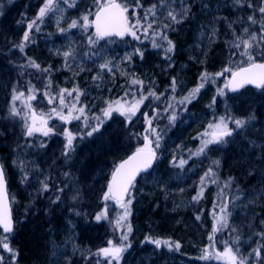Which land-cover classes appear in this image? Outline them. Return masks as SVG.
Here are the masks:
<instances>
[{
    "label": "rangeland",
    "instance_id": "rangeland-1",
    "mask_svg": "<svg viewBox=\"0 0 264 264\" xmlns=\"http://www.w3.org/2000/svg\"><path fill=\"white\" fill-rule=\"evenodd\" d=\"M141 1L140 6H136L135 0H123L129 7L130 22L135 23L139 20L143 25L136 32V35L140 37L139 40L129 34H126L127 38L129 41L141 42L144 40L141 38L143 34L145 40L150 42V51H142V58L138 54L134 55L130 48L117 40H99L94 45L89 44L88 36L80 26L82 24L80 18L83 15H89V20H92L96 11L94 0H67V2L55 0L53 10L37 21L30 32L29 41L25 44L24 50L20 51L15 45L21 42L23 32L27 30V24L37 18L39 9L44 6L45 0H0V147L11 150L16 146L15 154L8 152L4 155V162L8 166V177L14 182L26 181L24 184L29 188L30 196H36L39 193L41 196L47 194V199H50L54 209L65 211L51 234L49 244L45 245L44 254L48 255L54 263L70 264L73 259L89 252L86 249L88 246L85 247V238L81 237L83 228L80 224V221L85 217L89 218V215H93L95 219L98 213L105 210L107 213L112 212L114 218L109 220L102 218L100 221H104V225L110 227L111 232H115L116 242H118L121 233L116 228L115 222L123 214L124 208L110 199L105 201L103 196L107 192L110 174L119 160L126 154L144 146L146 132L139 130L136 126L140 124L142 117L145 118L144 114L147 112H145V102L140 105L136 115L131 117V121L120 115L118 111H112L109 116H105L104 110L109 104L116 107L114 102L117 100H120L125 107L138 100L141 95L136 96L134 90L129 91V86H137L142 95H148L149 91L155 93V96H150L154 104L158 105L159 102L164 101L161 106L164 108L163 113L168 110L166 113L168 117L175 113L176 119L183 117V123L181 127L175 128L177 122L175 119L156 128L157 119L154 117L156 111L153 110H151L153 114L149 112L147 115L151 119V128L155 129V132L149 129L146 118L142 123L143 128L148 125L145 130L150 132L149 135L153 133V137H149V140L152 141L151 146L154 151L158 153V162L155 169L140 178L132 189L131 215L127 218L132 232L125 243L131 245L133 241L145 240V237H148L143 231L144 212L148 211L149 201H158L156 207L161 209V216H169L173 219L182 214V217L176 218L174 225L172 222L171 232L178 231L176 228L180 227L184 234L187 227L181 228L183 220L189 225V219L190 222L196 219L194 223L198 234L204 232L203 229L207 224L208 233L202 250L196 248L195 241H184L182 244L183 249L191 250L190 260H199L208 264L212 261L225 264V261L217 259L215 254L222 252L226 243L233 248L234 252L239 249V257L247 260L250 253H254L252 250L255 247L253 238L256 232L253 230V220L264 199V162H259L261 155L257 153L249 159L252 167L251 173L259 175L260 179L252 186L242 189L247 176H241L242 180L238 182L240 190L230 192L225 186L227 185L226 177L221 175L219 166L227 155L221 149L225 144L209 145L204 152H199L202 139L210 138V136L203 135L211 132L209 124L218 122L220 118L209 120L212 117L208 114L212 115L214 112L211 101L218 89L226 90L224 84L231 72H223V70L230 68L235 71L247 64L246 57L239 55L243 46L236 54L225 55L215 72H207L211 74L212 81L206 82L199 93L193 94V90L200 84V77L205 71H192L190 63L178 58L175 49L174 52L166 53L164 50L167 45L166 41L162 40L165 45L156 48L152 46V42L155 38L160 44L157 39L161 38V33L173 42L174 38L169 37L170 33H174L175 28L185 21L196 4L203 2L207 3L204 6L205 9L213 8L210 15L209 13L207 16L203 14L207 22L214 14H220L218 19L223 20V23L229 27L235 40L236 37L247 38V34L243 31L244 28H248L249 32H255L259 37L260 33L256 26L264 20V15L259 11L261 7L250 0L249 4L254 3L251 8L244 4L245 0H240L239 4L236 0H145L147 6L145 10L143 9V14H140L138 10L141 9ZM154 5L155 8H153ZM186 8L189 11L186 15H182ZM169 12L176 14L180 22H174L169 17ZM249 16L253 18L255 16L257 23L252 24L248 19ZM198 18L199 16L193 17V23L197 24ZM73 20L78 21V26L69 29L68 25ZM37 26L39 31L36 30ZM61 28L65 31L61 32ZM145 29H147L146 35ZM87 31L93 33V27ZM179 37L180 32L176 38ZM38 46L45 49L47 54L45 59L40 57L42 49ZM65 52H70L71 55L65 57ZM13 59L17 61L18 67L25 68L33 75L37 73V80L44 77L43 93L45 95H38L37 90L40 85L35 86L31 83L27 94L23 92L24 95L18 100H12L14 94L18 95L22 92L17 89L18 83L13 80V68L10 62ZM30 61L38 64L39 69L30 66ZM105 63L108 66L102 70L100 66ZM123 71H126V75L131 74L132 76L126 83L121 82L116 86L112 81L113 76L121 77ZM216 73H223V75L216 77ZM82 75L84 76L79 78L82 86L75 87L76 76ZM133 79L142 81V85H133L131 83ZM173 79L176 80L174 91L171 87ZM84 84L86 85L83 86ZM62 89L74 95L67 96V92L63 94L64 106L60 104ZM74 89L76 91H73ZM30 96L34 99H29ZM39 96L46 97L47 106L52 110L54 120L43 118L47 121V127L52 131L48 136L36 132L31 136V141L25 143L23 134L26 132L25 125L32 122L30 115L35 112L40 118L42 114L39 111ZM163 96L166 100H163ZM185 97H189L191 102L181 103ZM50 98H55L52 103H49ZM68 98L71 100H67ZM13 104L18 110V115H12L10 112ZM73 105L75 108L71 118L68 121L62 120L57 113L67 116ZM81 108L83 114L79 111ZM183 114L186 116L184 117ZM196 117H199L198 122L192 120ZM86 124L88 127L85 126ZM102 125L104 127L101 128ZM92 127H97L98 131L89 136L87 133ZM229 127H232L231 123ZM57 129L62 131L60 136L56 135ZM65 130L74 136V151H71L68 157L62 155L66 150ZM157 135L160 137L159 148H155ZM42 143L44 147L40 146ZM210 146L214 148V155L209 152ZM181 159L185 161L182 166L179 164ZM55 163H59V166L54 168L57 176L52 174V166ZM209 169L212 170L211 173L205 176V173H209ZM65 173L68 175L65 176ZM25 175L26 180L23 179ZM202 177L204 178L203 183H201ZM53 180V185L58 186L56 193L51 191ZM41 181L47 183V191H43ZM201 189H203L202 195L194 200L193 197L197 196ZM57 196L59 200H56ZM73 197L76 198L73 199ZM225 205L229 227L213 233L215 218L223 214L221 207ZM233 228L236 231H232ZM124 230L126 231V228ZM210 235L214 237L211 242ZM223 235L222 244L218 245L220 241L218 238ZM163 236L164 234L157 232L155 237L151 238L167 240ZM237 237L239 240L236 239ZM182 247L178 251H181ZM205 248L208 249V258L201 259ZM130 249L131 246L122 253L119 264H130L133 256ZM163 249L161 251L166 253L172 247L169 248L163 244ZM146 255L145 252L137 255L136 262L147 259ZM0 256L4 257L3 253L0 252ZM181 256L184 259L176 264H187L186 261H190L186 260L187 254L182 253ZM165 259L168 261L169 258L165 257ZM165 259L163 258V262H167ZM113 263L116 264L115 261ZM192 264H195V261H192Z\"/></svg>",
    "mask_w": 264,
    "mask_h": 264
},
{
    "label": "trees",
    "instance_id": "trees-1",
    "mask_svg": "<svg viewBox=\"0 0 264 264\" xmlns=\"http://www.w3.org/2000/svg\"><path fill=\"white\" fill-rule=\"evenodd\" d=\"M250 1L256 2L257 6H264V0ZM244 4H246V6L251 5L253 7L254 3L249 4V0H245ZM205 5H207L206 2H203L202 4H196L192 8L190 15L182 24L178 25L177 28H175L174 33H170L169 37L171 39L174 38V51L177 52L176 54L178 55V58H181L183 62L190 63L192 71L204 70L205 72H215L217 66L224 59L225 55L236 54L239 49H234L232 47L235 39L232 36V32L230 31L229 27L223 23V20L218 19L220 14H214L212 17H210V21L208 22L205 17H203V14L207 16V14L209 13L210 15V11L213 10V8L211 7L209 9H205ZM146 6L147 3L145 4V0H142L141 9L138 10L140 14H143V9ZM198 16V23H193V17L197 18ZM262 24H264V20L260 25L256 26V29L260 34ZM178 32H180V37L176 38ZM141 38L144 39L141 42L129 41L127 36H125L124 39L119 42L124 43L127 48H130L132 50V53L134 55H137V49H140L141 51H150V42H147L145 40V36H143V34L141 35ZM157 41L163 46L165 45L164 41H162L161 38L157 39ZM166 47L167 45L165 46V48ZM41 49L42 52L40 54V57L42 58V53L45 49ZM120 50L124 51L123 49ZM254 52L255 61L264 62V54H262L264 53V45L257 46L254 49ZM28 53L30 55V51H28ZM7 60L10 59L7 58ZM10 62L13 68V80L18 83L17 89L27 94L30 84L33 83L35 86L40 85L38 87L39 89L37 90L38 95L44 94L43 88L45 86L43 84V76L40 77L39 80H37V73H34L33 75V73L25 70V68L18 67V63L15 59ZM49 63L52 64L51 62ZM89 75H91V73ZM83 76L84 75L80 77L76 76L77 79L75 80V87L82 86L79 78ZM131 76V74L126 75V71H123L121 77L115 75L113 76L114 80L112 81L117 86V84H120L121 82L126 83ZM85 85L86 84H84L83 86ZM68 89H71V87H68ZM132 90L136 92V96L142 95V92H139L140 90L137 86H129V91L131 92ZM224 92V96H218L217 94L214 96L216 97V102L214 104L212 99L211 105L214 108V112L212 115L208 114L209 117H212L209 120H213L218 117L247 118L250 115L255 116V119L252 120L245 129L236 130L231 137H227V142L224 143L225 146L221 147V149H223L227 155L225 157V160L219 163L220 173L221 175H224L226 177V184L229 188L228 190L230 192H236L237 189L240 190V188L238 187V182L240 181V179L242 180L241 176H247V178L244 180V188L242 187V189H246L252 186L256 181L260 179L259 175L258 178L257 175L251 173L252 167L249 164V159L253 155L259 153L261 155L259 162H264V89L262 91H259L250 87H244L242 90L235 93H230L229 91H227V89ZM66 95L68 96V94ZM72 96L74 95L72 94ZM162 98L163 100H166L165 96H163ZM67 100H71V98H68ZM38 102L40 107L39 111L42 112L41 116H43V118L47 117L48 119L54 120L53 113L51 112L52 110L49 106H47L48 103L46 101V97L39 96ZM144 102V105H146L145 112L149 113L151 112V110L156 111V114H154V117L157 119L156 128H159V126L165 125L170 122V119L166 114L168 110L163 113L164 108L161 107L164 104V101H161L159 102L160 104L156 105L154 104V100L150 96H148V99L144 100ZM153 111L151 112V114H153ZM151 114H149V116H151ZM183 115L185 117L186 115H188V113L186 115ZM198 119L199 117H196L192 120L198 122ZM144 121L145 118L142 117L140 124L136 127H138L139 130H143L144 132H146V135L148 137H153V133L149 135L150 132L148 130H145L148 128V125L143 128L142 123ZM176 121L177 122L175 128L181 127L183 123V117L176 119ZM122 123L125 127V123L123 122V120ZM231 126L233 128L235 127L233 124H231ZM102 127L104 126L102 125L101 128ZM60 131L61 129H57L56 135L60 136L62 133V131ZM174 135L175 134H173V136ZM85 136L86 135H84V137ZM77 137L79 138V136ZM124 137L126 138V134L124 135ZM23 140L25 143H28L29 141H31V137L27 136L25 132L23 134ZM13 148L14 149L7 150L6 148L4 149L0 147V155L2 165L5 170L8 192L11 199L13 218L16 222L15 231L12 235L8 236L10 247L17 253L15 264H56L52 260H49L48 257L45 256L44 252L45 245L49 244L51 234L55 230L53 220L58 218L59 215L51 205L50 199H47V194L45 196H42L41 198L36 197L35 200L29 201L27 197L26 187L24 186L25 184L19 180L14 182L10 177H8V166L7 163L4 162V155L8 152H12L13 154L16 150V146H14ZM209 152L214 155L213 146H210ZM127 155L128 154H126L125 156ZM57 166H59V163H55L52 166V174H54L55 176H57V173H55L54 168ZM53 182L54 180L52 181L51 191H54L56 193V189L58 186L53 185ZM52 192L50 193L52 195H55V193ZM157 205L158 201H149V206L147 207L148 211L144 212L143 231L147 233L148 237H155V234L157 232L164 234L163 237L172 242V249L170 251L167 250L165 253L164 251H161V249H163V244L161 245V247L157 248L155 244L148 243L144 239H138L131 243L130 252L133 256L130 260V264H176L184 259L181 256L182 253L187 254L188 258L186 260H190L189 255H191V250L189 251V248L183 249L182 244L184 241H195V243H197V249L202 250L204 248L203 246L207 238L206 234L208 233L207 224L206 228L203 229L204 232L202 231L201 234H198L195 230L194 223L196 219H194V222H190L189 219V225H187L188 222L185 223L183 220V224H179L181 225V228H183L184 226L187 227L185 233L183 234L184 231L183 229H180V227L176 228L178 229V231L175 230L174 232H171L173 229V225L176 223V218L179 219L180 217H182V214L178 215L180 217H175L173 219H171V217L169 216H161V209H158V207H156ZM107 217L109 220L114 218L115 216L112 214V212H109L107 213ZM253 221V230L254 232H256V236L253 238V241L255 243L254 249H260V256L257 257L255 253H250L251 255L248 256V259L246 261L247 264H264V238L259 235V233H264V199H262L258 207V214ZM104 223V221H100V223L97 222L94 219L93 215H89V218L85 217L80 221L81 227L83 228L81 230V237L85 238V247L88 246L86 249H88L89 252L73 259L70 264H98V262L99 264H107V261H105L103 257L94 255L95 253H97L98 249L108 246V240H113L114 242H116L117 240L115 232H111V228L106 227ZM175 232H177V234ZM2 238L3 235L0 232V239ZM223 238L224 235L218 238V240H220L218 245L222 244ZM177 242L180 244V247H182L181 251H178L174 247V244ZM0 252L4 255L3 264H13L8 252L4 251L2 247H0ZM142 252H145L148 258L145 260L140 259L142 261L136 262L137 255L141 254ZM164 256L169 258L168 261ZM163 258L167 262H163ZM192 261H195V264H208L206 262L193 259L186 262L187 264H192ZM211 264L220 263L212 261Z\"/></svg>",
    "mask_w": 264,
    "mask_h": 264
},
{
    "label": "snow or ice",
    "instance_id": "snow-or-ice-1",
    "mask_svg": "<svg viewBox=\"0 0 264 264\" xmlns=\"http://www.w3.org/2000/svg\"><path fill=\"white\" fill-rule=\"evenodd\" d=\"M55 0H45L44 6L39 9V14L35 20H32L27 24V30L23 32V37L21 42L18 45H15V47L19 48L20 51L24 50L25 44L29 41L30 32L32 31L34 25L37 24L38 20H41L49 11L53 10V4ZM67 2V0H65ZM94 3L96 5V12L94 14V20H89V15H83L80 20L82 21V24L80 25L84 31L86 32L88 36V41L90 45H94L97 41L102 40L106 37L111 36H119L123 37L125 34L131 35L134 39L139 40L140 37L136 35V32L139 30L140 27H143V25L140 24L139 20H136L135 23H131L128 12L129 7L123 0H94ZM236 3H240V0H236ZM136 6H140V0H135ZM251 7V5H249ZM155 8V5L153 6ZM149 11H152V9H149ZM189 9H185L184 13L182 15H186ZM260 13L264 15V7H261L259 9ZM154 14V13H153ZM169 17L176 22L179 23L180 20L177 19V15L173 12L168 13ZM249 21L252 24H256L257 20L254 19L252 16L248 17ZM78 26V21L73 20L71 24L68 25L69 29L76 28ZM91 27H94L95 31L93 33H89L87 30ZM148 27L150 28L151 25L149 24ZM165 27H169L168 25H165ZM37 31H39V28L37 26ZM61 32H64L65 29L61 28ZM244 33L247 34V38L244 37H236L235 42L233 43L232 47L234 49H240L241 46H243V50L239 52V55L242 57H246L247 64L246 66L239 67L238 70L232 71L230 68H225L223 72H231V78L228 79L225 84L224 88L228 89L231 92H236L239 89L243 88L245 85H255L257 88L264 87V62L258 63L255 61V52L254 49L259 45H264V24L261 25V34L258 37L255 32H249L248 28L243 29ZM147 34V29H145V35ZM161 39L166 41L167 47L165 48V51L168 53H171L174 50V44L171 40L167 38L166 35L161 33ZM152 46L154 48L156 47H162V44H158L156 42V39H153ZM136 53L143 57V52L140 49L136 50ZM264 54V53H262ZM65 57H68L71 55L70 52L64 53ZM130 59V57H129ZM30 66L35 67L39 69V65L36 64L34 61H30ZM108 66L107 63L102 64L100 67L103 70ZM44 71H47V69H44ZM216 77H219L220 75H223V73H216ZM200 84L193 90V94L199 93L200 89L204 87L206 82L212 81L211 74L205 72L200 77ZM133 85L141 84L142 81H138L136 79H133L131 81ZM176 86V80L173 79L172 81V89L175 90ZM73 91H76L75 89ZM67 92V94L70 96L72 95V92L62 89L61 95H60V104L61 106H64V93ZM24 95L23 92H20L18 95L14 94L12 97L13 101L18 100L20 97ZM218 96H224L225 92L223 89H218L217 91ZM148 96H155V93L149 91L148 95H141V97L138 100H135V102L129 104L127 107H125L124 104L121 103L120 100L115 101L116 107H113V104H109L108 108L104 110V115L109 116L112 111H118L120 115L125 116L126 119L131 121V117L135 116L137 111H139L140 105L144 102V100L148 99ZM29 99H34V97L30 96ZM53 99L50 98L49 103L53 102ZM191 102L189 97H185L184 101H181V103L184 102ZM216 102V97H213V104ZM75 105L72 106V108L69 109L68 115L64 116L60 113H57L60 115V118L62 120L68 121L72 116V111L74 110ZM81 114H83V109H79ZM10 112L12 115H18V110L16 109L15 105L13 104L12 108L10 109ZM145 118L147 120V123L149 125V129H151L152 132H155V129L151 128V119L148 118L147 113L144 114ZM76 119H79V117H75ZM99 119V118H97ZM170 121H174L176 119L175 113H173L169 117ZM255 119V116H248L247 118H234V117H220L219 121L216 123H210L209 129H211V132H206L203 135L204 136H210L209 139H202L201 142V148L199 149V152H204L206 148H208L209 145L213 144H223L226 143V138L231 137L236 130H243L246 128V126ZM31 124H26V135L31 137L34 133L39 132L44 136H48L49 133L52 131L51 128L47 127V121L43 119L41 116L38 118L35 114V112L32 113L31 116ZM229 123L233 124L235 127H229ZM88 127V125H85ZM98 131L97 127H92L91 131L87 133V135L91 136L93 132ZM67 137L66 145H65V151L62 153L65 157L69 156V153L71 151H74L73 148V139L74 136L71 132H68L65 130L64 133ZM144 146L139 147L136 149V151L128 157V159L122 161L117 166H115L114 171L111 175V181L109 182L107 186V192L104 193L103 199L105 201L109 199H114L118 204H120L121 207L124 208V212L115 222L116 228L120 231V240L118 242H114L113 240H108L107 247H102L98 249L97 253L94 255L103 257L107 264H113V261L116 262V264H119V260L122 256V253L126 251L128 247H130V244L125 243L128 241V236L132 232V227L130 223H127V218L131 215L130 205L132 203L131 200V192L130 189L134 187V181L137 176V174L140 171L147 170L152 166L153 161L156 158V152L154 151L152 145V141L149 140L148 136H144ZM160 137L157 135L156 141H155V148L160 147ZM41 147H44L45 145L42 143L40 145ZM185 163L183 159L180 160L179 164L182 166ZM219 163L218 161L216 162ZM23 167V165H21ZM211 169H209V173H205V176H208L211 173ZM68 174L65 173V176ZM24 180L27 179V176L25 175L23 177ZM204 182V178H201V183ZM215 183V181H213ZM41 184L43 186V191L48 190V185L46 182L41 181ZM227 186V185H225ZM59 191H63V189H59ZM203 189L199 193H197V196H194L193 199L196 200L200 195H202ZM125 195H128V199L125 201L124 197ZM76 197H73L75 199ZM56 200H59V196L56 197ZM55 202V201H54ZM221 213H223L220 216H216L212 232L216 233L224 228H228V212H227V206L221 207ZM79 215V213H77ZM107 219V211L98 213L95 216V219L97 222H99L101 219ZM199 219V217H197ZM14 228V222L11 217V210L10 205L8 202V195L6 193V179H5V170L2 164H0V229H2V232L5 234L2 239H0V247L3 248L4 251L9 253L10 259L12 260L13 264H15L17 253L15 250H13L10 247V244L8 242V236L7 234L11 233ZM126 228V231L124 230ZM232 231H236V229H232ZM262 238H264V233H259ZM239 240V237L236 238ZM145 240L148 243L155 244L157 248L161 247L162 244L167 245L169 248H171L172 242L167 240H160V239H153L151 237H145ZM209 240L213 241L214 237L213 235L209 236ZM174 247L178 250L180 248V244L177 242L174 244ZM253 252L257 257L260 256V249H254ZM239 249H236V251H233V248L229 246L227 243L225 244L224 250L222 252H216V258L217 259H223L225 261V264H247L246 259L243 257H239L238 255ZM251 255V254H250ZM208 258V249L205 248L204 252L201 256V259H207ZM3 256H0V264H3ZM99 264V262H98Z\"/></svg>",
    "mask_w": 264,
    "mask_h": 264
},
{
    "label": "water",
    "instance_id": "water-1",
    "mask_svg": "<svg viewBox=\"0 0 264 264\" xmlns=\"http://www.w3.org/2000/svg\"><path fill=\"white\" fill-rule=\"evenodd\" d=\"M96 12V11H95ZM95 12H94V14H95ZM92 20H94V15H93V19ZM93 29H94V27H93ZM94 31H95V29H94ZM126 35V34H125ZM125 36H123V37H119V36H111V37H106V38H104V39H116V40H121V39H123ZM258 63H261V62H258ZM243 67V66H242ZM236 70H238V69H236ZM235 70V71H236ZM231 78V74H230V76H229V78L228 79H230ZM245 86H248V87H251V88H253V89H257V90H263L264 89V87H261V88H257L255 85H251V84H249V85H245ZM244 86V87H245ZM243 87V88H244ZM243 88H241V89H243ZM241 89H239L238 91H240ZM228 90V89H227ZM229 91V90H228ZM230 93H234V92H231V91H229ZM237 92V91H236ZM135 152V151H134ZM134 152H132L131 154H129L127 157H125L124 159H122L119 163H121L122 161H124V160H126V159H128V157H130L131 155H133V153ZM156 158H157V154H156ZM156 158H155V160L153 161V163H152V166L150 167V168H148L147 170H144V171H140L138 174H137V176H136V178H135V181H134V183L136 182V180L138 179V177L139 176H141V175H143V174H148V173H150L152 170H153V168H154V166H155V162H156ZM118 163V164H119ZM0 164H1V157H0ZM117 164V165H118ZM114 171V170H113ZM111 175H112V173H111ZM6 179V178H5ZM111 181V176H110V180H109V182ZM131 190H132V188L130 189V192H131ZM6 193H7V195H8V202H9V205H10V210H11V217H12V219H13V213H12V207H11V201H10V197H9V193H8V189H7V182H6ZM127 197H128V195H125V197H124V200H126L127 199ZM113 201H115L114 199H112ZM116 202V201H115ZM13 222H14V219H13ZM14 228H15V222H14ZM14 228H13V231L11 232V233H9V234H7V235H11L13 232H14ZM1 230V233L3 234V235H5L3 232H2V229H0Z\"/></svg>",
    "mask_w": 264,
    "mask_h": 264
},
{
    "label": "bare ground",
    "instance_id": "bare-ground-1",
    "mask_svg": "<svg viewBox=\"0 0 264 264\" xmlns=\"http://www.w3.org/2000/svg\"><path fill=\"white\" fill-rule=\"evenodd\" d=\"M46 55H47V54H46V51L44 50L43 53H42V58L45 59ZM121 160H122V159H120L119 162H120ZM119 162H118V163H119ZM118 163H117V164H118ZM117 164H116L115 166H117ZM114 168H115V167H114ZM113 170H114V169H113ZM113 170H112V172H113ZM110 175H111V174H110ZM21 182H22V181H21ZM23 183H25V182H23ZM25 184H26V183H25ZM24 186L26 187L27 197H28L29 201H31V200H35L36 197H37V198H41V197H42L40 193H39L38 195H36V196H34V195H31V196H30L29 193H28V189H29V188H27L26 185H24ZM55 211H56V212L58 213V215H59L58 218H56V219L53 220V223H54V225H55V227H56L57 224L59 223V221L62 219V216L64 215L65 211H63V210H62V211H61V210H60V211H57L56 209H55ZM65 215H67V214H65ZM47 257H48V255H47ZM48 259H49V258H48ZM49 260H50V259H49Z\"/></svg>",
    "mask_w": 264,
    "mask_h": 264
}]
</instances>
